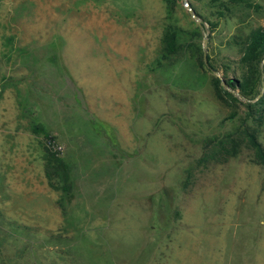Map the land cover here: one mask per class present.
Instances as JSON below:
<instances>
[{"label":"rangeland","instance_id":"obj_1","mask_svg":"<svg viewBox=\"0 0 264 264\" xmlns=\"http://www.w3.org/2000/svg\"><path fill=\"white\" fill-rule=\"evenodd\" d=\"M187 1L0 0V264H264V0Z\"/></svg>","mask_w":264,"mask_h":264},{"label":"trees","instance_id":"obj_2","mask_svg":"<svg viewBox=\"0 0 264 264\" xmlns=\"http://www.w3.org/2000/svg\"><path fill=\"white\" fill-rule=\"evenodd\" d=\"M262 54H264V33H259L252 37L251 44L248 48V57H249L248 60L249 61L251 60L252 62L255 63L256 61L259 60L260 56H263ZM259 75L261 76V73ZM228 85L233 90L240 91V94L242 95V97L247 98V99L250 98L249 97L250 92H254L252 90H249L246 85L238 82L237 80L235 81L228 80ZM235 100H237V98H235ZM245 139L247 140V143L250 146V148H252L255 151L257 162L261 165H264V148L262 144L259 142L257 135L253 132H246ZM228 145H231V147H229ZM240 146H241L240 141L238 142L235 139H232L231 141L221 143V147H222L221 150L223 154H226L227 158L235 157L239 153ZM47 163H48V172H49L48 177L50 178L51 187L58 191L62 190L63 192H70V191H67L68 187L62 186L63 187L62 188V187H59L60 185L55 183L56 181H54L52 178V170L54 168L57 169V167L55 166V164H52L50 160H48Z\"/></svg>","mask_w":264,"mask_h":264},{"label":"water","instance_id":"obj_3","mask_svg":"<svg viewBox=\"0 0 264 264\" xmlns=\"http://www.w3.org/2000/svg\"><path fill=\"white\" fill-rule=\"evenodd\" d=\"M187 9L189 10V12L196 18L198 19V16L196 15V12L194 10V8L192 7V5L186 0V3H185ZM200 23V22H199ZM223 84L224 86L226 87V82L223 80Z\"/></svg>","mask_w":264,"mask_h":264}]
</instances>
